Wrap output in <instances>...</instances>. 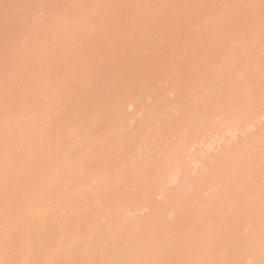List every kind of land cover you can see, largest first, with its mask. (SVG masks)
<instances>
[{
  "label": "rangeland",
  "instance_id": "374dc122",
  "mask_svg": "<svg viewBox=\"0 0 264 264\" xmlns=\"http://www.w3.org/2000/svg\"><path fill=\"white\" fill-rule=\"evenodd\" d=\"M158 263L264 264V0H0V264Z\"/></svg>",
  "mask_w": 264,
  "mask_h": 264
},
{
  "label": "bare ground",
  "instance_id": "6f19581e",
  "mask_svg": "<svg viewBox=\"0 0 264 264\" xmlns=\"http://www.w3.org/2000/svg\"><path fill=\"white\" fill-rule=\"evenodd\" d=\"M162 250L164 251V253H166V251H165L164 249H162ZM163 251H162V252H163ZM257 254H258L257 256H259V255H260V253H257ZM259 257H260V256H259ZM158 264H159V263H158Z\"/></svg>",
  "mask_w": 264,
  "mask_h": 264
}]
</instances>
